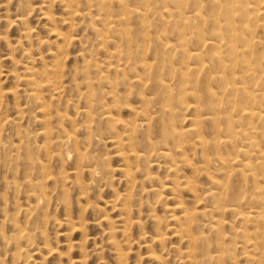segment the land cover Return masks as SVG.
Segmentation results:
<instances>
[{"label":"rangeland","instance_id":"obj_1","mask_svg":"<svg viewBox=\"0 0 264 264\" xmlns=\"http://www.w3.org/2000/svg\"><path fill=\"white\" fill-rule=\"evenodd\" d=\"M231 1L183 0L180 10L170 0H0V264H264L261 163L250 148L238 154L249 126L264 148L263 123L242 122L236 146L218 149L251 163L263 183L261 197L249 187L235 206L259 222L227 211L232 198L224 191L219 217L210 215L224 177L200 144L216 135L205 81L224 109L230 87H243L247 77L237 65L234 79L218 80L215 61L230 47L229 35L240 54L260 63L264 81L262 14L247 15V0ZM228 27L234 32L220 41L219 53L205 46L193 76L196 60L186 54L181 62L183 45L190 53L198 39ZM160 76L184 102L177 96L169 103L163 124L173 136L165 142L155 135L163 129L155 114ZM241 97L239 91L231 100ZM254 101L249 106L260 104L264 116L261 99ZM225 173L233 179L238 169Z\"/></svg>","mask_w":264,"mask_h":264},{"label":"bare ground","instance_id":"obj_2","mask_svg":"<svg viewBox=\"0 0 264 264\" xmlns=\"http://www.w3.org/2000/svg\"><path fill=\"white\" fill-rule=\"evenodd\" d=\"M151 1V0H150ZM156 1V0H154ZM231 0H229L230 2ZM166 2V1H165ZM199 1H197L195 3L194 1V4L197 5L199 4L198 3ZM232 4H233V1H231ZM143 3V1H142ZM171 4H174V8H183V0H170ZM168 3V4H169ZM228 3V2H227ZM244 3V2H243ZM149 4V3H148ZM147 4V5H148ZM231 4V3H230ZM242 4V3H241ZM247 4L250 5V8L249 6L246 8V10L244 11L247 15L248 13H255L258 15L262 14V17L260 18V20H262L264 22V0H247ZM151 5V3H150ZM228 5V4H227ZM173 6V5H172ZM171 7V6H170ZM227 7V6H226ZM232 7V6H231ZM234 7V6H233ZM168 8V6H167ZM228 9V7H227ZM230 9V8H229ZM233 9V8H232ZM247 9H250L247 10ZM181 10V9H180ZM219 10V9H218ZM229 11V10H228ZM208 12V11H207ZM232 12V11H231ZM227 14V13H225ZM219 16V15H218ZM229 16V15H228ZM254 16V15H253ZM231 20V19H229ZM257 20V19H256ZM227 21V20H226ZM230 22V21H229ZM183 26V24H182ZM184 27V26H183ZM179 28V27H178ZM218 28V27H216ZM231 29H226L227 31H225L224 29H222L223 31H219L220 33L215 34L214 37H211L209 39H198L197 41V45H196V49H193L190 51V53L188 52L187 53V50L185 52L184 48L186 47V45H183V54L181 53V62L183 63V61L187 58L186 57V54H188V57H192L194 58L195 61H192V62H195V69H193V76L198 73V66L203 63L201 62L202 59V56L204 54L203 50L205 48V46L207 48H209L208 50H212V51H217L216 53H219V50H220V47H219V43L222 39L225 38V36H227L228 34H226L227 32H229L228 30H231V32L233 31L234 32V28L230 27ZM183 29H186L185 27ZM220 29V28H219ZM218 31V30H217ZM264 31V30H263ZM237 32V31H235ZM252 32V31H251ZM245 33V32H243ZM256 34V33H255ZM184 33L183 31L179 30L177 31L176 33V36H177V40L178 41H183V39L185 40V35L183 37ZM237 35V33H236ZM175 36V35H174ZM245 36V35H244ZM260 36V35H259ZM188 37V36H186ZM236 37V36H235ZM227 39H229V43H230V47L228 45V49L226 50V52H223L224 54H226V56L223 55L222 51H221V55H217L216 57V61L215 60H212V63H214L213 61L216 62V68L218 69V72L217 74H220V76L218 77V80L221 81L223 84H225L228 80V78H232L234 79V76H235V72L236 70L233 68L237 65H240L241 66V69L243 72L244 70L246 71V74H247V77H244V81L242 82V85L243 87L241 88H238L236 82H234V85L235 87H230V93H229V99L228 101L230 102H227L224 104V109H222L220 106V108H218L217 105H220L222 103H218L216 102L215 100V97L213 95H211L210 93V90L209 87H208V81H205V85L208 89L207 90V95L206 96V103L207 105H209L208 107V111H209V114L212 115V117L210 118V121L212 122L213 124V132L215 130V137L213 138V142L209 143V141L203 137L202 141H201V146L202 147H205V149L207 150H211V157H207V162H208V165L212 168V169H215L216 171H218L217 174H223V177H224V181H221L219 183V189H221L222 193L221 194H217V193H214L212 195V197L214 198L215 200V204L216 206L213 208V210L209 211L210 215H216L217 217H219V214L220 213V210H221V205H222V202H225L226 201H223L222 200V195L224 194V192H226L225 195H227L228 197L231 196L232 200H230L229 204L226 205L227 207V211H229L231 214L233 215H238L240 217L244 216L243 218V221L247 224H250V223H254L257 219V221L259 220L258 218H256L254 215L253 216H248L246 214H244L242 211L240 210H237L236 209V200L239 198V196L241 195V193L243 194V192L246 194L247 193V190H249L250 188L251 189H258V193H256V195L260 196V191H261V185L263 184H259L258 182H256L257 180H255V175L254 174V168L253 166L251 165V163H243L241 161L238 160L239 156H236L234 159H226L225 158V155L221 156L219 153H218V149L221 148L220 146L223 144L225 146H228L229 144L232 145V148L236 146V142L237 140L239 139L238 137L241 136V134L239 133L244 127L246 128L247 126L246 125H243L242 122H249L250 125H253V122L255 119L261 121L263 123L262 125V131H261V138L263 137L262 139V142L264 143V130H263V126H264V116H262V109H261V105H259V107H255V106H249V104L251 102H255L254 100H257L258 98L261 99V104L262 106H264V81L262 79V76L261 77H257V72H259L260 74V68L262 67L260 65V63H257V62H253L251 61L249 58L245 57L244 54H240L238 51H237V41L234 40V37L233 35H229L227 37ZM236 39V38H235ZM183 43V42H182ZM192 43V42H191ZM195 43V42H194ZM253 43V42H252ZM196 44V43H195ZM228 44V42H227ZM181 45V44H180ZM193 45V44H192ZM257 45V44H256ZM255 45V46H256ZM262 46V45H261ZM219 49V50H218ZM253 49V48H252ZM190 50V49H188ZM239 50V49H238ZM194 51V52H193ZM207 51V50H206ZM252 51V50H251ZM244 52V51H243ZM253 53V52H252ZM215 54V53H214ZM216 55V54H215ZM250 55V54H249ZM253 56V55H252ZM256 57V55H255ZM179 58V57H178ZM177 58V59H178ZM176 59V60H177ZM257 60V59H256ZM227 62L230 63V65H227ZM178 63V62H177ZM190 63V62H189ZM109 64V63H108ZM206 64V63H205ZM182 65V64H181ZM254 65H257L258 67L255 68L253 67ZM100 66V65H99ZM215 66V64H214ZM164 67V66H163ZM166 67V66H165ZM205 67V65H204ZM191 68V67H189ZM158 69L159 68H156L155 72L156 74H158ZM207 69V67H206ZM148 70H152V68H149ZM181 71V70H180ZM263 71V70H262ZM162 72H163V69H162ZM206 72V70H205ZM204 72V74H205ZM201 73V72H200ZM263 73V72H262ZM203 74V75H204ZM200 76V75H199ZM213 76V75H212ZM184 76L179 74L178 76V83L177 82H174V83H177L179 84L178 87L181 88L184 84H186L184 78ZM177 78V77H176ZM204 78V77H203ZM212 78V77H211ZM215 78V77H214ZM158 79V78H157ZM174 79V78H173ZM172 79V80H173ZM199 79V78H198ZM198 79L194 78L193 80H190V83H193L194 84V88H196V85H198ZM31 80V79H30ZM216 80V78L214 79ZM217 81V80H216ZM229 81V80H228ZM189 82V81H188ZM203 82V81H201ZM211 82V80H210ZM218 82V81H217ZM55 83V82H54ZM170 82H168V80L162 78V76H160V80L159 81H155L154 82V86L155 88L157 87L158 89H160V94L159 95V98L157 99V105H158V108L155 109L156 111V116H157V120H159V122H161L162 124L165 123L164 120L166 119V116L167 114H170V111H168L167 109L169 108V103H174V102H177L178 100V97L179 95H174L172 94V90H171V85H169ZM173 83V84H174ZM215 83V82H214ZM201 84V83H200ZM203 84V83H202ZM253 84H257L259 86V89L260 91H263L262 92V95L261 96H257L255 94V89L253 90ZM153 86V85H152ZM181 86V87H180ZM226 86V85H224ZM175 87V85L173 86V88ZM177 87V86H176ZM185 87V86H184ZM227 87V86H226ZM257 87V86H255ZM178 88V89H179ZM198 88V87H197ZM212 88V87H211ZM233 88V89H231ZM154 89V88H153ZM177 89V91H178ZM184 89V88H183ZM195 90V89H194ZM198 90V89H196ZM193 91V90H192ZM241 91L242 92V97L238 100V101H233L231 100L232 96H236V94ZM180 92V90H179ZM185 93V91H183ZM204 92V90H203ZM174 93V92H173ZM182 93V92H181ZM183 93V94H184ZM195 93V92H193ZM192 93V94H193ZM182 94V95H183ZM196 94V93H195ZM241 94V93H240ZM194 95V94H193ZM200 95V94H199ZM206 95V94H205ZM181 96V95H180ZM180 96H179V102H183L180 100ZM188 96V95H187ZM197 97V96H196ZM204 97V96H203ZM35 98V96H34ZM126 98V97H125ZM182 98V97H181ZM198 98V97H197ZM196 98V99H197ZM186 99V98H184ZM195 99V98H194ZM236 99V98H235ZM185 101V100H184ZM196 101V100H195ZM198 101V99H197ZM240 101V102H239ZM156 102V101H155ZM222 102V101H221ZM184 103V102H183ZM143 104V103H142ZM156 104V103H155ZM199 104V102H198ZM197 104V106H198ZM229 104H231V109L229 108ZM156 107V106H154ZM130 108V107H129ZM154 109V108H153ZM201 109V108H200ZM235 110V113L233 114ZM257 111H260V112H257ZM153 112V111H152ZM203 114V113H202ZM204 115V114H203ZM222 115H224L222 117ZM160 116V117H159ZM170 116V115H169ZM143 126V125H142ZM156 127V126H155ZM158 127V126H157ZM152 128L151 126L148 127V134H150ZM154 130V128H153ZM244 130V129H243ZM156 131V130H155ZM246 135H243L244 139L247 141L246 144H244L243 146H241V150L239 148L238 150V154L239 153H243V154H247V151H245L247 148H250L252 152H258V160L260 161V171L258 172V176L264 178V148L261 147V144L259 142L256 141L257 139V128H253V127H250L246 130ZM191 133V132H190ZM155 135H157L159 137V139H161L162 141H168V138L170 136H173L171 134V130H169L167 128V126H165L163 124V129L159 128V130L155 133ZM191 135V134H190ZM144 136V135H143ZM149 136V135H148ZM175 136V135H174ZM178 136V135H177ZM175 136V137H177ZM189 136V135H188ZM157 137V138H158ZM150 138V137H149ZM174 138V137H173ZM175 139V138H174ZM173 139V140H174ZM206 139V140H205ZM220 141V142H219ZM72 143V142H70ZM148 144V143H147ZM245 149V150H244ZM256 149H258L256 151ZM147 150V149H146ZM221 151V150H220ZM243 151V152H242ZM223 152V150H222ZM221 152V154H222ZM229 152V151H228ZM210 153V152H209ZM250 154V152H248ZM160 155L162 157H168L169 155L166 153V152H162L160 153ZM219 156L220 159H215V157ZM231 157V156H230ZM229 160V161H228ZM227 163V165H226ZM230 166V172H232L235 168L238 169V173L236 174V177L233 176V179L231 178L232 177V174L231 173H225V171L228 169V167ZM256 167V166H254ZM258 168V167H257ZM250 171V172H253L251 174H246V171ZM97 172V171H96ZM257 172V170H256ZM234 178L237 180H234ZM260 180V178H259ZM264 181V179H263ZM262 181V182H263ZM251 184V185H249ZM260 185V186H259ZM250 187V188H249ZM249 188V189H248ZM224 191V192H223ZM212 192V191H211ZM250 192V190H249ZM262 193V192H261ZM243 197V196H242ZM261 197V196H260ZM207 198V197H206ZM240 199V198H239ZM248 200V199H247ZM228 201V200H227ZM239 202V200H237ZM263 201V199H262ZM240 203V202H239ZM264 205V203H262ZM238 205V204H237ZM235 207V208H234ZM239 207V206H238ZM263 210V209H261ZM264 213L263 211H260L258 212V217L262 216L260 213ZM208 214V213H207ZM257 214V212H256ZM246 215V216H245ZM237 216V217H238ZM194 220V219H193ZM193 220H191L188 224V229H191L189 230V232L192 234L193 236ZM263 220V218L261 219ZM259 222V221H258ZM261 223V221H260ZM264 223V221L262 222ZM71 224V223H70ZM216 225L220 226L221 225V220H216L215 222ZM72 225V224H71ZM264 225V224H263ZM214 226V225H213ZM212 226V229L214 228ZM264 227V226H263ZM215 230V229H214ZM245 231V230H244ZM243 231V232H244ZM217 233H219V230H217ZM213 234V233H212ZM245 234V233H244ZM189 236V235H188ZM203 240V241H202ZM201 242H204V252H208V249L205 248L206 246H208L207 244V240L206 238H203L201 239V241L199 242L200 245H201ZM201 247V246H200ZM199 247V248H200ZM216 249V248H215ZM201 252V251H200ZM230 253V252H229ZM205 255L207 256V261L209 260H213V256H210L208 255V253H205ZM257 256V255H256ZM222 256H217V260L218 262L221 260ZM216 262V260H215ZM210 264V263H209Z\"/></svg>","mask_w":264,"mask_h":264}]
</instances>
